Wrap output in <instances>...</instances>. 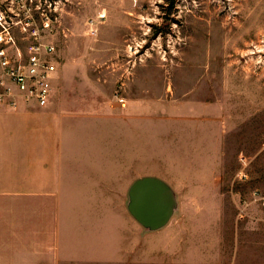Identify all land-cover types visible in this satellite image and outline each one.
<instances>
[{"label": "rangeland", "instance_id": "obj_1", "mask_svg": "<svg viewBox=\"0 0 264 264\" xmlns=\"http://www.w3.org/2000/svg\"><path fill=\"white\" fill-rule=\"evenodd\" d=\"M70 1L59 20L67 31L47 36L63 90L80 99L84 92L88 108L98 102L125 119L127 100L145 88L140 110L148 116L125 128L124 137L151 155L149 175L191 173L181 182L194 187L178 189L179 229L203 237L185 225L213 220V213L190 206H219L217 264H264V210L253 196L264 187V0ZM100 13L96 33L88 34L84 21ZM7 108L16 106L0 104V111ZM160 129L165 140L153 136ZM156 145L164 148L160 155L151 150ZM215 150L214 179L199 188ZM153 264H160L154 254Z\"/></svg>", "mask_w": 264, "mask_h": 264}, {"label": "crops", "instance_id": "obj_2", "mask_svg": "<svg viewBox=\"0 0 264 264\" xmlns=\"http://www.w3.org/2000/svg\"><path fill=\"white\" fill-rule=\"evenodd\" d=\"M63 82V75L53 73L43 107L14 94L6 101L16 108L0 111V264H153V254L160 264H217L221 208L190 206L194 212L213 213V220H188L185 225L197 229L195 234L203 232V237L188 235L184 226L179 229L178 189L194 187L181 182L191 173L173 178L167 170L165 179L149 175L151 155L147 158L126 143L125 128L148 116L140 110L147 102L141 100L145 88L139 89L136 100H127L128 116L121 119L118 108L104 109L98 102L88 108L86 94L83 101L72 97L73 92L63 90ZM160 130L153 136L165 140L168 133ZM151 150L160 155L164 148L156 145ZM216 150L200 172V181L206 177L208 182L199 188L214 179ZM141 178L162 181L176 199L167 224L152 232L144 231L120 204L121 180L126 196L129 186Z\"/></svg>", "mask_w": 264, "mask_h": 264}, {"label": "built area", "instance_id": "obj_3", "mask_svg": "<svg viewBox=\"0 0 264 264\" xmlns=\"http://www.w3.org/2000/svg\"><path fill=\"white\" fill-rule=\"evenodd\" d=\"M70 2L0 0V104L14 94L38 107L47 104L55 53L54 43L47 36L67 31L59 20ZM101 19L102 14L86 18V32L94 35ZM253 196L264 209V187Z\"/></svg>", "mask_w": 264, "mask_h": 264}, {"label": "water", "instance_id": "obj_4", "mask_svg": "<svg viewBox=\"0 0 264 264\" xmlns=\"http://www.w3.org/2000/svg\"><path fill=\"white\" fill-rule=\"evenodd\" d=\"M126 210L144 231L164 227L176 209V199L171 189L154 178L135 180L126 194Z\"/></svg>", "mask_w": 264, "mask_h": 264}]
</instances>
